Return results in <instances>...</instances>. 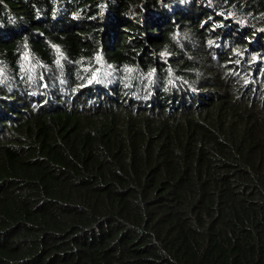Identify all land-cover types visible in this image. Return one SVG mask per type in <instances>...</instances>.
<instances>
[{
	"label": "trees",
	"instance_id": "obj_1",
	"mask_svg": "<svg viewBox=\"0 0 264 264\" xmlns=\"http://www.w3.org/2000/svg\"><path fill=\"white\" fill-rule=\"evenodd\" d=\"M0 264H264V0H0Z\"/></svg>",
	"mask_w": 264,
	"mask_h": 264
}]
</instances>
